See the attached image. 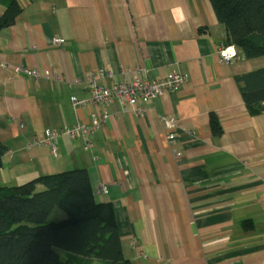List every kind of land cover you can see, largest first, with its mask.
I'll use <instances>...</instances> for the list:
<instances>
[{
  "label": "crops",
  "instance_id": "obj_1",
  "mask_svg": "<svg viewBox=\"0 0 264 264\" xmlns=\"http://www.w3.org/2000/svg\"><path fill=\"white\" fill-rule=\"evenodd\" d=\"M17 1L21 14L0 29V141L9 148L0 170L17 185L88 169L133 264H264V112L250 113L235 79L264 67V56L221 61L227 29L210 0ZM21 67L53 77L29 78ZM139 67L152 79L179 72L187 81L153 100L108 104L92 149L67 137L56 155L28 146L46 129L92 123L101 108L71 102L91 97L88 75L111 86ZM163 117L178 121L174 141Z\"/></svg>",
  "mask_w": 264,
  "mask_h": 264
},
{
  "label": "trees",
  "instance_id": "obj_2",
  "mask_svg": "<svg viewBox=\"0 0 264 264\" xmlns=\"http://www.w3.org/2000/svg\"><path fill=\"white\" fill-rule=\"evenodd\" d=\"M6 1L0 29L14 24L22 12L17 0ZM210 2L226 26L225 44H234L247 59L264 56V0ZM235 79L250 113L264 112V67ZM210 126L215 135L222 134L215 113L210 114ZM8 150L0 141V168ZM56 209L65 216L49 221ZM94 260L133 264L123 255L113 204L96 200L88 169L0 187V264H92Z\"/></svg>",
  "mask_w": 264,
  "mask_h": 264
},
{
  "label": "built area",
  "instance_id": "obj_3",
  "mask_svg": "<svg viewBox=\"0 0 264 264\" xmlns=\"http://www.w3.org/2000/svg\"><path fill=\"white\" fill-rule=\"evenodd\" d=\"M55 44H62L60 37L53 39ZM238 48L234 44H224L219 48V56L224 63H231L238 58ZM29 78L41 79L52 78L53 75L50 69L38 70L33 68L21 67ZM101 74L91 73L86 79V85L91 93L89 99L71 97V102L74 107H89L97 105L101 108L99 114L93 118L92 123L88 124L82 121H77L70 127L62 129H46L43 135L35 137L29 141L28 146H48L52 153L56 155L55 142L62 137L67 138H82L84 139V147L92 149L94 147L91 140L93 133L108 123L110 114L107 110V105L117 101L123 107L126 104L135 105L139 101L153 100L158 96L166 93H174L187 81L185 74L173 72L167 77L161 79H152L146 75V70L139 67L132 75L130 80L116 81L111 86H105L100 83ZM163 121L168 130V139L174 141L175 134L173 129L178 128V121L174 117H163ZM177 155H180L178 152ZM102 191H106L102 187Z\"/></svg>",
  "mask_w": 264,
  "mask_h": 264
},
{
  "label": "rangeland",
  "instance_id": "obj_4",
  "mask_svg": "<svg viewBox=\"0 0 264 264\" xmlns=\"http://www.w3.org/2000/svg\"><path fill=\"white\" fill-rule=\"evenodd\" d=\"M3 8H4V6H3ZM0 13H2V12H0ZM65 170H67V169H65ZM65 170H63V171H65ZM15 183L16 182H13L12 174L9 171L7 172L6 170H0V187L4 186V185L13 186V185H16ZM59 213H61V210L56 209L55 212L52 214V216L51 215L49 216V221L58 220L59 219V215H58ZM60 252L63 256L66 255V253L64 251H60Z\"/></svg>",
  "mask_w": 264,
  "mask_h": 264
}]
</instances>
